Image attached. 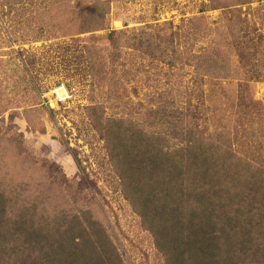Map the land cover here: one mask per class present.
I'll return each instance as SVG.
<instances>
[{"label": "rangeland", "instance_id": "rangeland-1", "mask_svg": "<svg viewBox=\"0 0 264 264\" xmlns=\"http://www.w3.org/2000/svg\"><path fill=\"white\" fill-rule=\"evenodd\" d=\"M173 104L264 169V0H0V189L13 212L87 206L124 264H164L109 145L114 121L160 130L154 110ZM257 252L236 257L264 264Z\"/></svg>", "mask_w": 264, "mask_h": 264}, {"label": "trees", "instance_id": "trees-1", "mask_svg": "<svg viewBox=\"0 0 264 264\" xmlns=\"http://www.w3.org/2000/svg\"><path fill=\"white\" fill-rule=\"evenodd\" d=\"M154 112L160 130L114 121L109 150L164 264H244L238 257L256 251L264 263V169L212 140L188 105ZM10 208L0 189V264H124L87 206L54 217L35 206Z\"/></svg>", "mask_w": 264, "mask_h": 264}]
</instances>
